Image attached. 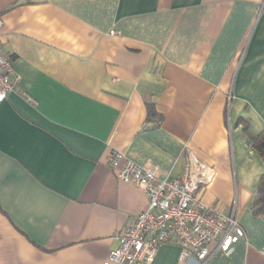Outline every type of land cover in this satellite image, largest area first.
Returning <instances> with one entry per match:
<instances>
[{"label":"crops","instance_id":"0c3cea01","mask_svg":"<svg viewBox=\"0 0 264 264\" xmlns=\"http://www.w3.org/2000/svg\"><path fill=\"white\" fill-rule=\"evenodd\" d=\"M0 20L20 78L0 103V264H102L148 206L109 154L175 178L185 149L216 172L197 198L245 233L204 264H264V0H0ZM179 254L151 264H199Z\"/></svg>","mask_w":264,"mask_h":264},{"label":"built area","instance_id":"2783aa9c","mask_svg":"<svg viewBox=\"0 0 264 264\" xmlns=\"http://www.w3.org/2000/svg\"><path fill=\"white\" fill-rule=\"evenodd\" d=\"M2 25L0 20V29ZM19 81L0 44V103ZM23 96L35 103L29 95ZM184 157L182 173L172 178L168 174L160 177L159 167L149 160L139 165L119 152L109 154L107 164L117 180L140 189L148 206L116 233L117 247L102 264H151L158 249L167 243L179 247L180 261L194 258L204 264L216 254L227 257L244 238V230L234 214H224L196 196L200 188L215 181L214 169L186 149ZM260 254L264 257V246Z\"/></svg>","mask_w":264,"mask_h":264},{"label":"trees","instance_id":"16d2710c","mask_svg":"<svg viewBox=\"0 0 264 264\" xmlns=\"http://www.w3.org/2000/svg\"><path fill=\"white\" fill-rule=\"evenodd\" d=\"M147 116L149 120H154L158 124L161 120V117L158 113L155 112L154 106H147ZM249 144L251 148L262 158L264 161V131L249 139ZM258 199H256L258 208L256 209L257 213L264 212V175H262L258 182Z\"/></svg>","mask_w":264,"mask_h":264}]
</instances>
